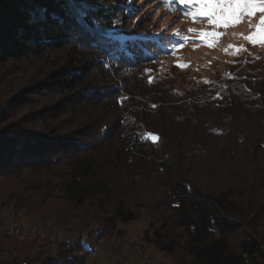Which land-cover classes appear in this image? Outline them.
Instances as JSON below:
<instances>
[{"label": "trees", "instance_id": "obj_1", "mask_svg": "<svg viewBox=\"0 0 264 264\" xmlns=\"http://www.w3.org/2000/svg\"><path fill=\"white\" fill-rule=\"evenodd\" d=\"M146 4L86 0L80 36L68 0H0V264H95L144 215L143 264H264V50L167 65L192 17Z\"/></svg>", "mask_w": 264, "mask_h": 264}, {"label": "rangeland", "instance_id": "obj_2", "mask_svg": "<svg viewBox=\"0 0 264 264\" xmlns=\"http://www.w3.org/2000/svg\"><path fill=\"white\" fill-rule=\"evenodd\" d=\"M148 1L150 2V0ZM258 2L264 4V0H258ZM147 5L141 6L138 5V0H132L129 10L134 8L139 11L145 10ZM178 15L180 16L181 13L178 12ZM163 17L166 24L175 20V15ZM262 18H264V12L260 9L254 10L251 17L247 15L239 19L229 17L230 22L221 25L211 24L203 15L198 18L192 17L190 21L184 18L181 20L182 28L187 27L183 30L188 32L187 36L191 40L178 49L175 55L172 54L171 57L166 58L165 64H186L187 67L182 69H194L202 76H210L216 70L227 72L236 57L264 50V43H261V40H264V32L260 33L255 43L244 38L257 33ZM189 29L193 31H189ZM201 32H216L218 34L216 37L207 38L209 41H214L213 46L202 42L199 36ZM237 49L242 50L236 51ZM148 221V217L144 215L135 221L123 224L122 228L125 231L123 237L115 234L105 239H94L92 243L95 249L93 253L95 264H143L150 259L151 255H153L152 259L158 260L161 254L155 251L151 245L144 244L146 252L142 254L138 251L144 243L143 236L148 227ZM22 222L26 223L27 218L24 217Z\"/></svg>", "mask_w": 264, "mask_h": 264}, {"label": "snow or ice", "instance_id": "obj_3", "mask_svg": "<svg viewBox=\"0 0 264 264\" xmlns=\"http://www.w3.org/2000/svg\"><path fill=\"white\" fill-rule=\"evenodd\" d=\"M132 0H126V3L130 4ZM163 4L167 6L169 11L175 12L177 9L174 7L176 4H183L188 8L187 15L195 18L197 16L203 15L206 16L209 22L213 25H221V24H228L229 17L239 19L240 17L247 15L251 17L254 10L260 9L264 12V4L259 3L258 0H162ZM79 3L80 6H77ZM117 3V0H104V7L105 10L108 11L112 9ZM68 4L72 6L71 8V15L76 23L80 26V36H87L90 35V26L87 23L88 19V12L86 10V0H68ZM159 7V5H157ZM41 13L47 12L46 8L39 9ZM127 15V9L123 12L114 13L110 24L115 27L120 25L122 21V17ZM139 19V17H137ZM101 18H92V24L99 28L101 24ZM168 29L164 28L161 32L155 33L156 37H164L165 32ZM189 31H193L189 29ZM261 32H264V18L260 21V28L258 29L257 33L253 35L244 37L246 40L255 43L257 41L258 36ZM179 31L173 33V35H178ZM110 35V34H109ZM218 34L216 32H201L199 36L203 43L207 44L208 46H213L214 41H209L208 37H216ZM166 38V37H165ZM187 40V37L183 38ZM261 43H264V40H261ZM179 47H183V44L179 45ZM178 49L174 48L172 54L175 55ZM242 49H237L236 51H241ZM103 66L105 69L111 67L108 61H102ZM177 67L184 68L187 67L186 64L178 63ZM207 83V81H206ZM220 95L219 93L217 94ZM124 97H121V101ZM120 102V101H118ZM153 143H158L159 137L156 135H150L147 137ZM175 207H179V205H175ZM214 223V222H213ZM212 230V229H210ZM85 247H88L86 241H82Z\"/></svg>", "mask_w": 264, "mask_h": 264}, {"label": "bare ground", "instance_id": "obj_4", "mask_svg": "<svg viewBox=\"0 0 264 264\" xmlns=\"http://www.w3.org/2000/svg\"><path fill=\"white\" fill-rule=\"evenodd\" d=\"M45 222H47V223H51V226H53V224H52V222H50L49 220H47V221H45ZM44 231L47 233V232H50L51 231V229H49V228H44ZM21 239H24V237H21ZM15 259V258H14ZM12 260V262H13V264H22V261H23V264H28V262H27V260H23V259H17V260H14L13 261V259H11ZM164 264H168V263H164Z\"/></svg>", "mask_w": 264, "mask_h": 264}, {"label": "built area", "instance_id": "obj_5", "mask_svg": "<svg viewBox=\"0 0 264 264\" xmlns=\"http://www.w3.org/2000/svg\"><path fill=\"white\" fill-rule=\"evenodd\" d=\"M44 228H49V229H51V230L54 229V228L51 226V223H47V222H45V226H44ZM22 264H23V261H22Z\"/></svg>", "mask_w": 264, "mask_h": 264}]
</instances>
